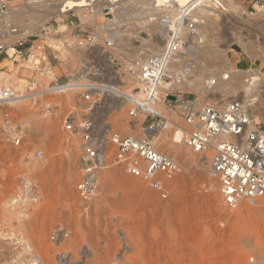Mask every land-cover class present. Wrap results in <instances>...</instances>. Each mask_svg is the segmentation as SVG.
Returning a JSON list of instances; mask_svg holds the SVG:
<instances>
[{"label":"rangeland","instance_id":"374dc122","mask_svg":"<svg viewBox=\"0 0 264 264\" xmlns=\"http://www.w3.org/2000/svg\"><path fill=\"white\" fill-rule=\"evenodd\" d=\"M242 2L254 16L250 21L253 26L242 30L244 42L253 41L260 54L250 57L238 42L231 41L229 56L236 69L255 70L262 82L258 96L248 102L261 122L264 121V18L257 5L263 7L264 0ZM22 3L26 0H12L8 10ZM97 3L112 9L106 0ZM130 12L137 25L146 28V14H141V8L133 7ZM71 15L69 12L64 17V13L61 20L52 16L44 25L25 18L24 24L37 28L30 32L29 28L17 27L31 35L29 43L34 45L23 55L9 52L17 36L11 28L13 37L9 41L0 37V43H6L8 51L0 54V73L10 72L9 60L17 68L11 73L10 87L32 84L31 89L40 92L54 82L67 81L77 71L80 52L71 44L76 34L86 32L67 26ZM140 27L125 31L130 34L123 39L125 46L132 43L133 37L136 46L142 45L140 36L153 39L154 35L147 30L140 35ZM236 29L233 24L220 28L221 48L226 47L229 33ZM55 37L65 42L64 49H68L65 57V50L55 47L54 40H58ZM158 41L163 43L161 35ZM193 43L192 36L185 37L177 52H185ZM133 51L129 55L137 59L146 48ZM31 55L38 57L36 65L27 62ZM197 64L204 66L200 61ZM49 71L51 75L47 74ZM126 72L122 76L128 84L125 89L141 86L139 72L131 80L133 71ZM172 92L179 98H195L199 104L240 99L242 94L239 90L209 98L191 87ZM77 93H45L34 101L24 96L0 104V264H29L34 258L36 261L30 264H245L252 255L264 264V201L253 205L244 200L229 209L219 181L210 174L209 160L193 153L184 142H175L173 131L154 138L156 146L181 165L179 174L166 189L153 190L141 179L126 174L121 166L110 164L99 170L93 196L82 199L77 188L82 133L65 127V117L71 111L80 116L85 113L84 107L78 106ZM119 104L120 98L111 97L93 112L95 130L104 133L105 126L112 125L121 135L143 137V117L131 119L127 102ZM7 113L9 116H5ZM15 134L21 137L19 145L13 141ZM114 151L115 147L107 151V160H111ZM18 254L21 256L17 257ZM23 257L26 261H22Z\"/></svg>","mask_w":264,"mask_h":264},{"label":"built area","instance_id":"2783aa9c","mask_svg":"<svg viewBox=\"0 0 264 264\" xmlns=\"http://www.w3.org/2000/svg\"><path fill=\"white\" fill-rule=\"evenodd\" d=\"M11 1L0 0V17L6 14ZM91 10L94 15L97 7L91 6ZM100 11L103 17L99 18L103 20L97 19L95 14L93 19L84 22L75 10L67 11V14L72 12L68 26L86 32L85 35L76 34L72 43L73 47H80L79 66L67 81L54 82L47 92H78L76 101L78 106L84 107L83 115L71 111L65 117L68 131L79 129L82 133L79 196L82 199L93 196L99 170L110 164L121 166L126 174L141 179L153 190L166 189L179 174L181 165L161 151L154 138L167 131L175 134L180 130L183 142L191 151L209 160L210 174L219 181L223 201L229 209L244 200L253 205L264 201V121H256L250 107L239 98L199 104L195 98H179L172 91L163 96L162 82L170 79L165 74L166 67L178 50L173 44L165 51L150 52L147 56L142 53L145 58L140 60L137 70L141 86L134 87L130 93L122 87L114 88L112 83L121 80L127 72L122 69L121 56L111 52L118 41L115 23L108 24L113 20V12L108 7ZM11 31L17 35L12 42L14 53L23 55L34 48L33 42L29 43L30 34L14 27ZM3 52L8 54L6 43H0V54ZM123 84L124 87L128 85L125 81ZM29 90L30 94H22L34 101L38 91ZM19 94L12 87L0 86V104L9 103ZM113 96L127 100L131 119L143 117V137L121 135L112 125L104 133L95 130L93 112ZM13 141L19 145L20 135L15 134ZM111 147H115V151L109 161L106 155ZM245 264L260 262L252 255Z\"/></svg>","mask_w":264,"mask_h":264},{"label":"bare ground","instance_id":"6f19581e","mask_svg":"<svg viewBox=\"0 0 264 264\" xmlns=\"http://www.w3.org/2000/svg\"><path fill=\"white\" fill-rule=\"evenodd\" d=\"M106 1L110 6H112V9L114 11L108 6L99 5L97 3V0H83L82 2H79L78 0H26V3H22L19 7L8 10L5 15L0 17V24H2L4 28V31L0 32V37L2 38L1 40L5 41L8 39L9 41V39L13 37L12 32L9 29L12 27L17 28L19 26H23L24 29L29 28L30 32H35L37 27H34L30 24H24L25 18H29V20L31 19L32 23L44 25V21L49 19L50 17L56 16L59 20H61L64 16V13L66 16L67 11L73 9L78 13L80 19L84 22L88 19H93V16L95 14L97 19L99 17H103V14L100 10L104 7H108L113 12V20H111V23L108 24L111 25L115 23L114 32L118 38V41L115 46L111 49V52L119 54L123 59L122 69L126 68V70L128 69L129 71H133L131 73L132 76L129 77L130 80L134 79L133 75H138L137 70L138 66L140 65V60H143L145 58V55H148L150 52L155 53L160 52L162 50L165 51L166 48L172 44L176 47H179L184 41L185 37L192 36L194 39V43L188 48V50H185V52L183 53H178L176 50L174 56L171 57L169 64L166 67L165 74L170 78V81L164 79V81L162 82L163 96L167 94H165V92L175 91L176 89L182 87H191L196 90V92L198 91L203 94V96L205 95L209 98L210 96L216 97L219 93H237V91L240 90V93H242L240 99L243 100L247 105L248 102H253L254 96H258L257 91L259 90V87L262 82L257 77V72L255 70L236 69L232 62V59L229 56V50L231 48L228 43L231 41L238 42L244 48L246 55L250 57L253 54H260V52L258 53L259 49H257V46L253 41L249 42V44L244 42V35L242 33V30L248 27V29H250L251 25L253 26L250 21L254 18V16L250 11L247 10V7L244 5L242 0ZM122 4H126L127 6H123ZM91 6L97 7V10H94V15H91ZM55 7H59V9H55L54 11ZM133 7L141 8V14H146V28H141L140 25H137L136 18L130 12L131 8ZM257 7L259 8V13L261 15L259 13L258 14L262 16V18H264V6L259 7V5H257ZM83 18H86V20H83ZM229 24H233V26L236 25L237 31L232 32L231 34L229 33L227 42L225 44L226 47L221 48L218 44L220 36L222 37V35H220V28ZM61 26L63 27V25ZM135 27H140V35L141 31L147 30L151 34V36L154 35L153 39L151 37L143 38L140 36L142 45L136 46L133 41V37L131 38L132 43H128V45L125 46L126 44L123 39L130 37V34H126L125 31H129L131 29L134 31ZM69 28L72 29L71 27ZM228 32L230 31H227V34ZM159 35L162 36L163 43H159ZM49 37L54 36L52 35ZM56 39L58 40H54L57 42L55 47H57L60 51L65 50L63 52V57H65L67 54L66 51H68V49H64L66 45H64V42H62L61 39ZM59 41L62 42L63 46L59 45ZM145 48L146 52L140 51L139 57L137 56V59L130 57L129 54L131 51L134 50L133 52H137ZM13 50L14 48L11 47L9 49V52H13ZM76 50H80V47L76 48ZM142 53H144L145 55H142ZM105 59L107 58L105 57ZM46 60L47 59L45 57L44 61ZM38 61L39 60L37 56L31 55L29 61L27 62H32L30 63L31 65H36ZM199 61L203 62L204 66L199 67L197 64L199 63ZM126 63L129 65L128 67H125L127 65ZM8 65L10 66V72L0 73V86L7 85L6 87H8V83L12 78L11 73L15 71V69H17L13 67L12 60H9ZM107 65L111 66L109 64ZM206 67H209V69L206 70ZM51 73L52 71H49L47 74L51 75ZM112 74L116 76L115 72H112ZM112 84L114 88L120 89L122 87V90L127 93H130L132 91V89L130 88H124L122 79L113 82ZM12 86H14L12 88H14L15 91H18L21 94L22 90H29L30 88H32L33 85L29 84L25 86L24 84H13ZM49 91H51V89L35 92V94L43 95ZM20 94L15 96L13 99L19 100L25 95H27ZM28 96H25L26 99ZM113 98L117 97L113 96ZM126 102L127 100L125 98H120L119 105L121 106ZM251 114L256 121L261 119V117L256 118L253 109H251ZM108 127L109 126H105L104 132H106ZM174 141L177 143H182L184 141L183 133L180 130L175 133ZM176 146L175 148L178 147ZM184 157L192 158V156L187 155H185ZM19 255L20 254H18L17 257H19ZM26 257L23 258L25 259ZM26 259H28V257ZM26 259L22 261H26ZM35 261V258L31 259L30 263H34Z\"/></svg>","mask_w":264,"mask_h":264}]
</instances>
